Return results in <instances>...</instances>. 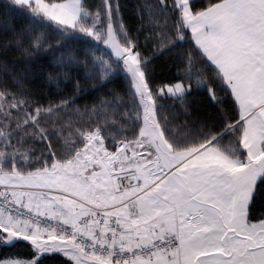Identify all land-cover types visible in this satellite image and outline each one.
Returning <instances> with one entry per match:
<instances>
[{"label":"snow or ice","instance_id":"1","mask_svg":"<svg viewBox=\"0 0 264 264\" xmlns=\"http://www.w3.org/2000/svg\"><path fill=\"white\" fill-rule=\"evenodd\" d=\"M4 8L0 264H264V0Z\"/></svg>","mask_w":264,"mask_h":264},{"label":"trees","instance_id":"2","mask_svg":"<svg viewBox=\"0 0 264 264\" xmlns=\"http://www.w3.org/2000/svg\"><path fill=\"white\" fill-rule=\"evenodd\" d=\"M7 0H0V38H3L5 35V28L9 27V20L8 17L5 15V8L4 5L6 4ZM123 2H127L129 4L133 3L134 0H123ZM12 27H19V21H11ZM8 35H11V32H8ZM13 59L12 55L9 56V60L11 61ZM45 88L47 87L46 81H44Z\"/></svg>","mask_w":264,"mask_h":264}]
</instances>
